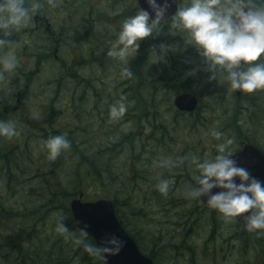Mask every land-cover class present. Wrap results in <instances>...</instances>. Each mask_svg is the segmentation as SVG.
<instances>
[{
    "label": "trees",
    "instance_id": "trees-1",
    "mask_svg": "<svg viewBox=\"0 0 264 264\" xmlns=\"http://www.w3.org/2000/svg\"><path fill=\"white\" fill-rule=\"evenodd\" d=\"M63 1L57 2L63 6L77 3L76 0ZM41 3L43 6L34 20L43 16L48 20V3L46 0ZM127 9L130 16L138 7L129 0ZM67 13L70 15L68 19L73 21L75 11L68 9ZM123 14L126 15V11L114 12L118 21L113 27L112 44L78 43L75 48L81 51L79 55L75 51L73 55L67 52L72 47L69 39L73 41L76 27L63 17V22H67L58 26L51 24L49 30L45 29L44 20H37V27L34 24L10 37L20 49L22 45L32 47V57L36 58L31 69L25 67L22 72L17 68V90L24 93V101L37 73L45 69L44 65L52 63L58 77L54 80L55 89L50 102L54 104L63 97L67 101L65 104H70L67 109L73 112L70 115L73 119L63 127H59L56 121V126L49 124V130L41 126L28 131L21 124L24 121L19 115V131L38 138L34 144H30L33 138L23 137L14 145L8 138L0 137V180L11 185L17 182L20 192L26 188V182L35 183L31 190L33 201L29 199L30 189L22 195L20 192L12 195L9 209L2 202L5 198L0 197L2 216L5 217V223L3 221L0 226V264H105L102 257L84 252L74 239L81 233L72 221L69 201L79 193L86 197L89 192L91 198L103 197L113 202L120 224L154 264H163L160 254L168 264L180 254L182 256H177L179 263L199 264L206 256L202 248V257L196 254L200 250L195 242L199 233L206 236L202 245L209 242L206 249L216 256L214 259L218 258L220 242L224 245L228 239L240 240L254 254L257 244H262L264 252V234L256 235L242 228L241 235L231 236V230L241 227L233 221L231 229L223 228L214 210L199 206L198 200L185 198L182 186L194 185V167L189 162L191 156L215 155L213 145L219 141L210 135L213 130L234 139L233 152L244 142L264 152V90L250 94H242L239 90L237 96L226 82L209 80L210 73L196 49L185 44L181 30L173 29L177 33H169L166 24L160 34L140 41L137 55L128 65L133 75L122 79L120 63L107 57L106 51L115 43V32L125 18ZM161 44L172 48L163 54L161 61L149 64L151 50H159ZM53 49L54 56L49 53ZM86 51H89L88 55ZM6 82L7 78L0 80V84ZM183 92H194L198 97V106L192 112L179 111L173 105L174 97ZM121 97L127 110L120 120L112 121L109 108ZM54 107L50 108L55 111ZM124 121L126 128L123 130L120 125ZM56 134L64 135L71 147L55 161H48L39 144ZM181 158H184L183 163L179 162ZM162 159H171L173 166H156L154 162ZM68 163L75 168L76 175L70 188L55 177L61 170L59 168ZM28 167L32 168H29L32 174L25 178ZM37 167L42 171L39 172ZM159 179L171 180L167 196L156 191ZM11 189V186L7 188ZM141 192L143 202L140 201ZM18 197L26 198L20 203ZM128 214L135 226L137 221L142 225L158 222L161 226L158 233L164 237L162 225L170 224L178 236L172 241L163 239L157 242L151 238V232L145 230L147 240L144 241L141 229L134 233L133 228L128 227ZM60 216L65 217L64 222L73 238L66 240L54 231L55 221ZM47 224L49 228H46ZM222 233L230 236L223 240ZM87 240L95 244L92 238L87 237ZM261 258L259 264H264V253Z\"/></svg>",
    "mask_w": 264,
    "mask_h": 264
},
{
    "label": "clouds",
    "instance_id": "clouds-1",
    "mask_svg": "<svg viewBox=\"0 0 264 264\" xmlns=\"http://www.w3.org/2000/svg\"><path fill=\"white\" fill-rule=\"evenodd\" d=\"M173 0H146L151 10L139 8L134 15L125 17L115 32V43L106 51V56L121 65V78H130L133 73L129 62L138 52L140 41L150 35H158L163 25H168L169 33L179 29L183 33L186 45L194 47L203 59L209 80L226 82L231 91L240 90L242 94L264 90V0H189L176 8L166 17ZM53 4V0H47ZM41 0H0V79L14 74L19 66L15 41L10 39L34 26L33 17L42 8ZM170 45L161 44L159 50L150 52L151 63L163 59ZM123 97L109 108V119H120L126 112ZM16 124L11 120L0 119V137L18 136ZM217 141L213 145L214 156H191L194 167L190 187L184 196L186 199L202 200L225 222L243 221L244 230L256 235L264 234V181L252 176L248 169L238 166L233 158L234 139L213 130L210 133ZM71 147L70 141L62 134L51 135L40 141V151L48 161H55L62 152ZM184 158L180 159L183 163ZM162 168L172 167L171 159L154 162ZM170 179H159L156 191L167 196ZM213 189L218 191L213 192ZM247 213V215H244ZM60 216L54 225V231L64 239L73 238ZM87 226L81 227V236L75 243L89 256L104 257L116 255L124 246V241L115 233L105 234L99 243L87 240Z\"/></svg>",
    "mask_w": 264,
    "mask_h": 264
},
{
    "label": "rangeland",
    "instance_id": "rangeland-1",
    "mask_svg": "<svg viewBox=\"0 0 264 264\" xmlns=\"http://www.w3.org/2000/svg\"><path fill=\"white\" fill-rule=\"evenodd\" d=\"M47 1V0H46ZM29 2H32V0H29ZM189 0H182V6L186 3H188ZM49 5V4H47ZM46 5V6H47ZM54 5H58L57 0H53V4H51V6ZM56 10V9H55ZM47 17H48V21L49 24L54 25V26H58L60 23L63 22L62 17L63 14L60 13L59 11H53V12H47ZM161 33V32H160ZM159 33V34H160ZM32 47H27L26 48V52L24 49H20L19 46L16 47V55L17 58L19 60V66L18 68L24 72L26 69L25 67L31 69L35 63L36 58L32 57ZM51 65H53L52 63L50 64H46L44 65L45 69H41L40 72L37 73V76L35 77V79L31 82L30 84V89H29V94H28V98L26 100L27 104H34V105H42L41 108L35 112H32L30 114V119L26 122V123H21L22 125H25V128L27 127V129H29L28 131H35V129H39L41 128V126L44 127H48L49 124H53V125H57L56 121H58V126L59 127H63L64 124L67 121L71 120V116L68 115H72V112H64V113H60V109L63 108V106L65 107V105H61V104H65V102L67 103V101L65 99H63V97L59 98L58 100H56L54 102V105H47V109H46V105L44 104H52L50 102V98L52 97V92L55 89V84H54V80L55 78L58 77L57 75V70L55 68L52 69ZM49 67L48 69H46V67ZM19 72L17 71V69L15 70L14 74H8L6 76V78L8 79V82L6 83H1V85H16L18 84V79H19ZM2 81V79H0ZM3 87V86H2ZM64 87L61 86V89H63ZM192 94H194L196 96V94L194 92H192ZM238 96V95H237ZM51 106H55V111L50 108ZM58 112V115L55 116V113ZM96 113V112H95ZM68 114V115H67ZM52 116V118H51ZM73 119V118H72ZM120 120V119H119ZM18 127H20V125H18ZM145 127V126H144ZM121 129H125L126 125H125V121L123 124L120 125ZM145 130V128H144ZM143 131V130H142ZM30 139V144L33 145L34 144V140L38 139L36 137H33L31 135V137H29ZM29 140V139H28ZM207 156L211 157L210 154H208ZM28 165V164H26ZM31 167H28V170ZM38 171L41 172L42 168L41 167H37ZM32 169V168H31ZM61 169L59 171L58 174H55L56 180H60V182L62 183V185L68 188H70L71 183L74 182V179L76 178V175L74 173V169L71 164H65L63 167L59 168ZM32 174V172H30V170L27 172V175L24 176L25 178L29 175ZM19 181H22V179H20ZM11 186V190H7L8 187ZM190 185V184H189ZM189 185H182L184 187L185 192L190 188ZM35 183L30 181V182H26V188H23L22 192L27 193L30 189V200L33 201L32 198V193L31 190H33L32 188H34ZM28 190V191H26ZM20 192V188L17 187V182H13V185H11L9 182H7L6 180H0V197L5 198V200H3L2 202L4 203V206L6 207V209H9L11 207V199H12V195H17V193ZM20 192V194L22 195L23 193ZM11 195H10V194ZM143 192H141L140 194V201L143 202L144 198H143ZM26 197H18V202L22 203L25 201ZM84 200H95V199H106L107 198H91L90 192L86 195V197H83ZM110 200V199H109ZM11 202V203H10ZM198 205L203 206L202 204H200V202L198 201ZM2 203L0 205V226L2 225L5 217L2 216L4 213L2 212ZM149 212H152L149 211ZM4 217V219H3ZM128 221H127V225L129 228H133V231L135 233V231L139 232V229H141L142 231V238L144 239V241L147 240V238L145 237V230L148 232H151V238H153L155 241L159 242V240H175L178 236V233H174L172 227H170V224H164L163 229L162 230V235L164 237H162L158 232L160 230V225L158 224V222L153 221L152 223H148L147 225H141L143 227H141L140 223H138L136 226L134 225V220L132 219V217L130 216V214L127 215ZM218 219L219 222L221 224V226L223 228H228L231 229L232 226V222L230 223H225L218 215ZM148 220V219H147ZM145 220V222L147 221ZM149 221V220H148ZM5 223V221H4ZM220 226V230L222 229V227ZM6 225L4 227V229H6ZM46 228H49L48 224L46 225ZM242 226L241 229H235L234 231L231 230V236L233 234V236H239L241 235V230H242ZM178 232V231H177ZM200 232V230L198 231ZM224 232V230H223ZM161 236V237H160ZM230 236L229 233H222L221 234V238L224 240L226 237ZM242 237V236H241ZM206 239V236L203 233H199L198 236L195 238V242L197 243V245L199 246V251L196 254L198 256H201L202 254V249H205V254L206 256L204 257V259L202 261H200L199 264H252L253 262L259 264L262 263L261 260V254L264 253L263 250V245L262 244H257V251L250 250L247 246H243V244L240 242V240L238 239H231V240H227V243H224L221 241L220 245H219V249L220 252H218V258L214 259V255H212L209 251H207V246L209 245V242H206V245H202L203 240ZM222 245V246H221ZM202 248V249H201ZM177 256H182L177 255ZM174 258L173 261L170 262V264H181L179 263V258ZM202 257V256H201ZM159 258L162 259L163 264H168V262L164 261V257L163 255H159ZM214 259V260H213Z\"/></svg>",
    "mask_w": 264,
    "mask_h": 264
},
{
    "label": "water",
    "instance_id": "water-1",
    "mask_svg": "<svg viewBox=\"0 0 264 264\" xmlns=\"http://www.w3.org/2000/svg\"><path fill=\"white\" fill-rule=\"evenodd\" d=\"M137 3L140 8L148 10L151 15L146 0H137ZM176 8H178V1L173 0L166 17L171 16ZM174 105L181 111L191 112L197 106V98L193 94L182 93L175 97ZM233 154L238 166L248 169L252 176L264 181V153L259 148L250 143H244L241 149ZM215 191L218 189H213V192ZM200 201L206 206L202 200ZM69 209L76 228L81 232V227L86 225L87 236H91L96 244L108 233H115L124 241V246L119 253L103 257L105 264H153L152 259L139 251L134 240L120 225L114 205L110 200L82 201V195L79 194L77 198L69 202ZM237 221L243 226L242 220L238 218Z\"/></svg>",
    "mask_w": 264,
    "mask_h": 264
},
{
    "label": "flooded vegetation",
    "instance_id": "flooded-vegetation-1",
    "mask_svg": "<svg viewBox=\"0 0 264 264\" xmlns=\"http://www.w3.org/2000/svg\"><path fill=\"white\" fill-rule=\"evenodd\" d=\"M58 2L63 0H57ZM63 2H67L64 0ZM71 1H69L70 3ZM76 4H66L62 5L58 3V5L51 6L50 4L46 6V8L50 11H60L63 14V18H66L70 23L75 25L76 35L74 36L73 41L71 39L70 43L72 47L68 49V53L73 55L74 51L79 55L81 51L76 50L75 46L83 43H92L96 42L97 44H112L114 41L113 37V27L115 22L118 21V18H114L115 11H126V15L128 16V3L129 0H76ZM133 2H135L133 0ZM56 9V10H55ZM68 9H73L75 11L74 20L70 21L68 17L70 16L67 11ZM45 17V16H43ZM48 19V18H47ZM48 20L43 21L45 29L49 30L51 25ZM64 22H67L64 20ZM64 22H62L64 24ZM42 23V22H41ZM46 23L48 26H46ZM35 27L39 25V22L34 20ZM54 28V27H52ZM76 40V41H75ZM76 42V44H75ZM79 43V44H78ZM26 46L22 45V49L26 52ZM49 53L54 56V49L50 50ZM86 54H89V51H86ZM3 86V87H2ZM3 100V101H1ZM24 93L18 92L16 85H1L0 84V119L11 120L16 124L17 130L19 132L18 136L13 138H8L16 144L18 139L29 138V135L26 133H21L18 129V116L20 115V119L26 123L30 119V114L35 112L41 108L40 105L27 104L24 101ZM46 105H54V104H44ZM65 105L62 109H60V113L71 112L70 104H61ZM73 115V112H72ZM70 116V115H69ZM49 130V127H46ZM23 193V192H22Z\"/></svg>",
    "mask_w": 264,
    "mask_h": 264
},
{
    "label": "bare ground",
    "instance_id": "bare-ground-1",
    "mask_svg": "<svg viewBox=\"0 0 264 264\" xmlns=\"http://www.w3.org/2000/svg\"><path fill=\"white\" fill-rule=\"evenodd\" d=\"M234 222L238 225V226H240L241 227V225L236 221V220H234ZM243 227V226H242ZM243 229H244V227H243ZM125 232L131 237V235L125 230ZM149 257V256H148ZM151 258V257H150ZM152 259V258H151ZM153 261V260H152ZM154 263V262H153Z\"/></svg>",
    "mask_w": 264,
    "mask_h": 264
}]
</instances>
